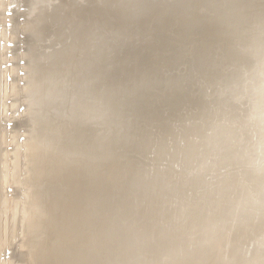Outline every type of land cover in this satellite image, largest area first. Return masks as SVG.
<instances>
[{
	"label": "rangeland",
	"instance_id": "obj_1",
	"mask_svg": "<svg viewBox=\"0 0 264 264\" xmlns=\"http://www.w3.org/2000/svg\"><path fill=\"white\" fill-rule=\"evenodd\" d=\"M28 1L0 0V264H223L214 260L217 251L209 243L216 233L204 226L222 217L218 203L225 208L239 193H247V187L228 183L250 180L245 169L243 175V170L230 173V162L212 154L236 148L247 160L246 147L253 148L255 141L253 127L264 124L252 114L254 98L246 93L247 83L264 65V49L258 54L252 49L264 39V0H44L64 5L59 33L49 19L38 24L43 14L38 6L48 5L33 0L28 6ZM28 10L39 15L32 20L36 24ZM25 48L36 50L44 66L50 54L59 52L57 66L64 75L111 74L114 95L125 94L135 113V124L122 129L129 140H121L114 153L106 154L94 134L81 139L84 159L78 176L91 178L90 187L84 192L83 187L65 186L62 194L66 203L70 199L82 205L78 228L68 221L51 224L42 233L31 230L30 220L35 221L39 210L37 193L58 194V183L43 177L40 185L29 179L37 161L29 146L61 121L51 122L53 126L47 124L48 114L36 115L38 109H50L35 111L39 104L28 88L41 63L32 58L31 65ZM224 83L233 85L237 95L221 89ZM34 124L43 126L41 132ZM244 128L242 137L238 133ZM54 143L49 141V155L55 146L59 155L70 145L66 140ZM102 163L109 175L92 174ZM44 171V164L35 170L40 175ZM190 225L195 232L188 236ZM231 236L222 242L224 251L232 246ZM243 244L250 246L251 240Z\"/></svg>",
	"mask_w": 264,
	"mask_h": 264
},
{
	"label": "bare ground",
	"instance_id": "obj_2",
	"mask_svg": "<svg viewBox=\"0 0 264 264\" xmlns=\"http://www.w3.org/2000/svg\"><path fill=\"white\" fill-rule=\"evenodd\" d=\"M41 1L39 2L41 3ZM28 2H29L28 3L29 6V4L34 1L29 0ZM42 2L45 3L44 0ZM47 3L48 2H46L45 5L50 6V8L48 6L47 7L45 6V8L42 9L40 8L43 6L42 4L38 6L39 8L38 10H40V13H43L41 16L37 14H36L37 16L36 15L34 16V14L33 16H31L28 13L29 10L27 11V13L31 16L32 18V19L30 18L31 21L34 20L33 19L34 17L39 16L37 18V20H39L38 24H40V21H46V19L47 20L49 19L50 21H52L53 26H56L54 27L56 31L55 33H59L60 23H62L65 20L64 12L61 11L64 5L61 2L57 4L54 3V5L52 6H51V2H49L50 4ZM41 9L42 10L46 9V10L45 12H43ZM40 13L38 12V14ZM37 20L32 22L36 24ZM34 28H36V26H34ZM34 28H32V31L34 30ZM41 28H43L42 25ZM258 41L260 42L261 39L259 38L255 43V45L252 47V49L255 52L257 51V54L259 52H263L262 49H264V42L259 43ZM24 42L25 41H23L22 43L26 45V43ZM26 48H25V52L23 53L31 54V55H27L28 57L30 56L31 59L28 60L27 59L28 57L23 55L25 56L24 57L25 60H28L30 61L29 63H31L34 61V59L33 61H31L32 58H36L37 61L36 64L38 65L41 63L40 67H38L39 65L38 66L35 65L34 66L35 68H32L34 72V69H36L37 66L38 68L36 69V71L39 72L37 73L35 72L36 73L35 74L31 71V74H35V75L33 78L31 76L33 82L30 83L31 85L28 88V90L31 92L30 96L33 97L34 99V101L33 100L32 101L35 102L36 100L37 102L35 103H37V105L39 104L38 107L36 106L35 111H37L36 109L40 108L41 106L42 107L40 109H43V107L45 108L49 107L50 109L48 113H47L48 110H46V113H44L45 109L43 110V112L42 110L40 111L38 109V113L42 112L44 115H42L41 113L40 115L38 113L35 114L38 115L39 117L47 116V114L49 115V117L51 116L53 120L51 121V118H49L50 120L47 121V124L48 122L51 123L53 121L56 122L58 120H60L61 122L58 121L56 123L62 124V125L57 124L54 130L49 127L50 129H48V132L47 131L41 132V130H39L38 128H40L42 125H40V127L38 125L37 127L36 124H34L37 127L35 128L38 129L36 131H40L43 136L40 142L32 141L31 145L29 146V148L31 147L32 149L31 151L33 153V159H37V161L36 163L34 162L35 164L34 163L32 164L34 165L31 166L33 167L32 168L33 171L29 176L28 175L27 176L29 177L30 180H32V182L40 185L42 183L43 177H46V179L48 180L57 179L56 183H58V185L56 186V188L58 189L57 190L58 194L47 193L45 195V193L43 192H38L37 193L38 196L36 194L37 198L35 200V203H37V207L39 208V210L35 212L36 214L34 217L35 221L29 219L30 221L33 222L32 224H34V228L31 230L32 232L42 233L44 232V230L46 231V227L48 228V226H50L51 224L55 225L57 222L60 224H67L68 221H72L74 227L78 228L81 226L82 221L84 219V212H82V205L78 202L74 203L70 199H69L70 202L66 203L62 194L66 190L65 186L68 189L75 187V189L78 188L81 191L83 187L85 188L84 192L86 191L87 188L90 187L91 178L82 180V178L78 176V173L82 171L81 160L84 159L82 157L84 143L82 142L81 139L83 137H86V135L94 134L95 137L97 138V141L100 142L103 146H105L104 148L108 150V153L106 154H110L109 152L114 153L115 148H118L119 144H122L121 140H125V141L129 140V136H130L129 134L121 135L122 129H124L125 127L127 128L130 124H135V121H133V117L135 113L133 112V108L131 106H128L126 99L127 96H125V94H120L118 97L114 95V82H113L114 77L111 74L105 73L103 76V74L100 75L91 74V72L85 71L81 73L76 72V74L73 75L72 74L64 75L60 73L59 67L57 66L59 52L58 53L56 52L55 54H50L49 56L50 63L48 64V66H44L42 59L37 58L39 57L38 52L37 55L36 53H34V51L36 52V50L34 51L32 50L33 52L32 53L30 52V50ZM26 50H28L29 52H27ZM35 54L37 56L32 57V55ZM23 56L21 57V59H23ZM37 59H39L40 61H38ZM260 59L263 60L264 63V57ZM32 64L33 63H31V65ZM262 66L259 67L262 70L261 74L257 75L256 78H253V80L247 83L246 86L247 88L246 93H248L249 95H253L254 98L253 102L255 104V107L253 109L252 106V110L254 112V113L252 112V114H255L257 118H260L261 121L259 122H264V65ZM45 67H47L49 70H47ZM225 80L226 79H223L222 83ZM237 80H239V82L242 85L244 84V81L239 77V75ZM100 86L104 87L101 91H99ZM125 88L126 90L124 92L127 95L131 94L130 89L128 87ZM221 89L232 91L231 92L232 96L237 95L234 92L235 88L233 85L226 87V83H224ZM32 93L33 95H31ZM50 101L51 102L58 101L60 105L58 106L52 105ZM34 117L35 116L32 117V120ZM45 119H47V117ZM45 119L44 121H46ZM65 121H67V123ZM72 122L76 123L75 129L71 126ZM38 124H42V122H39ZM54 125L56 124H53V126ZM85 126H87L88 128L85 129ZM261 126H258L257 128L256 126L253 127L255 129V136H254L255 141L253 143V148L248 149V147H246L248 154V157L246 154L247 160L241 159V157L244 154L240 152V149H236V148L234 150H231L229 148L226 149L223 148L225 152H221L220 155L212 154L213 157L214 156H216L217 158L220 157L221 161L230 162L231 165L226 166V167H230V173L231 171L239 172L245 169L246 170L245 173L249 176V180L251 181V182L248 181L246 183L247 179H244L236 182V184H233L231 182L228 183L229 184L228 186L231 188H236L238 185H242L244 187L243 188L244 190L247 187V193L244 195L243 194L241 195V193H239L237 195V198L232 199L231 205L229 204L230 207L227 205V202L225 208L224 206H221L223 205V203L221 202L218 203L217 204L218 207L220 208V210H222V217L218 218L215 221L213 220L208 221L204 226L206 230L215 231L216 233L215 237H213V240H211L209 243L217 251L214 260L223 264H264V130H263L264 124L262 127ZM50 130L54 131L55 135L50 133L49 132ZM257 130H259V132H257ZM36 131L34 132L36 133ZM245 131H246L245 128L241 129L238 134L244 137L246 134ZM67 132H70L73 136H68L66 134ZM234 133L236 132L234 131ZM35 139L38 141V136H36ZM62 140H66L70 144L69 148L67 147V150L64 153L62 154L60 153L58 155V153L55 151L56 146L54 147L55 150L53 149L54 152H52L51 155H49V153L46 152V149L49 148L48 147L49 141H54L55 142L54 144L57 143L59 144V142ZM35 143L38 144L37 147L35 146ZM104 144H106L107 146ZM57 149L60 150V148ZM226 151H228V154L226 153ZM29 153L31 154V152ZM124 155L125 154L121 156ZM227 155L229 156L227 157ZM128 159L129 158H126L125 163L129 162ZM234 160H241L243 161V163L247 162L249 167L246 164H245V168L239 167L238 163L234 164L233 162ZM70 162H74V164L69 165ZM42 164H44L45 171L43 174L40 175L37 174L35 170H37L38 166ZM204 164L205 161L203 160V162H201V165ZM105 167H106L105 163H102V165L99 168L98 167L96 169L92 168L93 170L92 174L98 173L102 177L108 176L109 174H107L108 173L106 171L107 168ZM142 170H144V168H141L140 171ZM188 170L191 169L188 168L187 171ZM191 173H192L191 171H188L187 175H190ZM258 173L262 176V178L260 176L258 177ZM243 174H244V170L242 171V173L240 172V175ZM65 176L68 178L67 180L65 179ZM229 176L232 175L229 174ZM135 177L137 176L134 175L133 178ZM255 181H256V185H253ZM63 182H64V186L62 187L61 185ZM40 185H36V186L40 187ZM104 189L106 190V188ZM113 192L114 195H116V192L115 191ZM227 192H228L227 185H225L224 193ZM108 193L110 196H113V193L111 192ZM46 196H48L49 198ZM207 197L212 199L213 193L209 191ZM190 226H191L190 230L189 228H187V230L190 231L188 236H191L195 232V227H193V225ZM230 232H232L231 237H233V239L229 237L231 239L230 243L232 246L229 251H224V246H222V242L225 239H227L228 236H230ZM210 238H204V240H209ZM246 239L251 240L250 246H245L243 244ZM34 242L35 240H32L30 246H34L32 245ZM250 249H252L251 253L249 252ZM178 252H183V251L179 250ZM171 264H176V263H171Z\"/></svg>",
	"mask_w": 264,
	"mask_h": 264
},
{
	"label": "water",
	"instance_id": "obj_3",
	"mask_svg": "<svg viewBox=\"0 0 264 264\" xmlns=\"http://www.w3.org/2000/svg\"><path fill=\"white\" fill-rule=\"evenodd\" d=\"M262 42H264V39H261V41L259 43H262ZM8 125H11V124H8Z\"/></svg>",
	"mask_w": 264,
	"mask_h": 264
}]
</instances>
